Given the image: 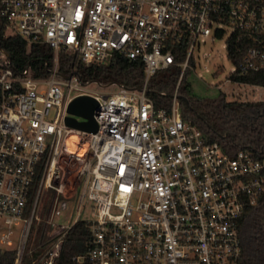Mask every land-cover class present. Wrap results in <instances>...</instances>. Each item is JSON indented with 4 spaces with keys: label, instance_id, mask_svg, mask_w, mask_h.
<instances>
[{
    "label": "built area",
    "instance_id": "1",
    "mask_svg": "<svg viewBox=\"0 0 264 264\" xmlns=\"http://www.w3.org/2000/svg\"><path fill=\"white\" fill-rule=\"evenodd\" d=\"M226 25L229 58L230 42L241 44L227 81L237 94L259 91L264 100V85L232 78L264 73V0H0V247L16 251L14 264L26 256L29 264H57L79 221L90 237L72 264H241L239 220L264 192V158L208 140L182 117L178 95L199 40L214 26L222 37ZM12 38L53 50L48 76L13 60ZM61 51L86 66L115 56L138 61L143 84L95 89L90 84L99 82L77 68L59 73ZM172 67L179 80L170 106L157 108L149 81ZM79 96L97 101L96 132L66 124ZM70 136L76 151L67 147ZM70 199L75 214L60 224ZM35 222L44 250L33 255Z\"/></svg>",
    "mask_w": 264,
    "mask_h": 264
},
{
    "label": "trees",
    "instance_id": "2",
    "mask_svg": "<svg viewBox=\"0 0 264 264\" xmlns=\"http://www.w3.org/2000/svg\"><path fill=\"white\" fill-rule=\"evenodd\" d=\"M241 46L236 40L230 42V59L237 63L240 56L236 53ZM6 49L20 64H30L41 77L48 76L53 65L54 52L44 45L26 46L20 39L8 40ZM74 68L86 81L118 85L127 88H140L144 75L138 61L115 56L107 64L86 66L76 60L73 54L59 53V73L68 76ZM234 81L264 85V73H238ZM179 80V68L172 67L158 71L149 81L148 96L157 108L169 107L172 95ZM182 117L197 125L210 141H218L223 149L234 154L248 149L255 157L264 158V100H228L224 93L216 97L203 98L194 94L188 75L178 88ZM187 102H185V100ZM242 243L241 264H264V192L254 205L247 204L239 220ZM90 229L86 222H77L62 243L57 264H72V256L86 251ZM16 251L0 247V264H14ZM26 256L23 264H29Z\"/></svg>",
    "mask_w": 264,
    "mask_h": 264
},
{
    "label": "rangeland",
    "instance_id": "3",
    "mask_svg": "<svg viewBox=\"0 0 264 264\" xmlns=\"http://www.w3.org/2000/svg\"><path fill=\"white\" fill-rule=\"evenodd\" d=\"M215 28L216 26L213 27L211 34L207 38L203 41L199 40V46H196L194 50L195 66L193 70H191V73L188 74V80L191 83L194 94L203 98H212L218 96L220 93H224L228 100L260 101L261 94L259 91L251 90L248 91V93L238 91L237 94L236 86L227 81L230 72L235 67L234 62L228 57L225 47L226 41L232 33V27L226 25L222 37L215 34ZM90 86L103 91L118 89L116 84H98L93 82ZM233 91H235V93H233ZM79 119H81V117H79ZM48 207V204H46L43 216L49 213ZM75 211L76 202L74 199H70L68 209L63 211V213L56 218V221L61 224L66 223L67 220H72ZM21 226L22 224L13 227L14 234L12 235V241L14 246L18 243ZM42 229V224H39L36 229L35 222L31 230L27 249H33V255L41 253L44 250L43 247H39Z\"/></svg>",
    "mask_w": 264,
    "mask_h": 264
},
{
    "label": "water",
    "instance_id": "4",
    "mask_svg": "<svg viewBox=\"0 0 264 264\" xmlns=\"http://www.w3.org/2000/svg\"><path fill=\"white\" fill-rule=\"evenodd\" d=\"M187 102L186 99H184ZM97 107V101L91 96H79L74 98L68 106L66 124L79 127L88 131L96 132L97 123L93 118V113ZM76 116L86 118V121H79Z\"/></svg>",
    "mask_w": 264,
    "mask_h": 264
},
{
    "label": "bare ground",
    "instance_id": "5",
    "mask_svg": "<svg viewBox=\"0 0 264 264\" xmlns=\"http://www.w3.org/2000/svg\"><path fill=\"white\" fill-rule=\"evenodd\" d=\"M76 142H77V137L76 136H70L68 139H67V147L70 151H76L77 150V145H76ZM84 151L83 148H81L79 150V153H82Z\"/></svg>",
    "mask_w": 264,
    "mask_h": 264
}]
</instances>
